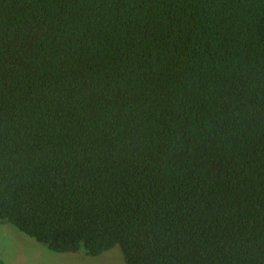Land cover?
<instances>
[{"label": "trees", "instance_id": "trees-1", "mask_svg": "<svg viewBox=\"0 0 264 264\" xmlns=\"http://www.w3.org/2000/svg\"><path fill=\"white\" fill-rule=\"evenodd\" d=\"M0 221L264 264V0H0Z\"/></svg>", "mask_w": 264, "mask_h": 264}, {"label": "rangeland", "instance_id": "rangeland-1", "mask_svg": "<svg viewBox=\"0 0 264 264\" xmlns=\"http://www.w3.org/2000/svg\"><path fill=\"white\" fill-rule=\"evenodd\" d=\"M0 258L6 264H126L119 245L99 255L60 253L6 221H0Z\"/></svg>", "mask_w": 264, "mask_h": 264}]
</instances>
